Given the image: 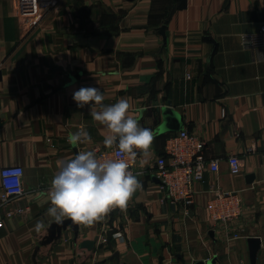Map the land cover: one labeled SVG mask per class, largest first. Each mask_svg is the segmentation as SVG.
I'll return each instance as SVG.
<instances>
[{"label": "crops", "instance_id": "1", "mask_svg": "<svg viewBox=\"0 0 264 264\" xmlns=\"http://www.w3.org/2000/svg\"><path fill=\"white\" fill-rule=\"evenodd\" d=\"M17 11L16 0H0V173L24 168L25 193L11 208L26 212L7 219L0 210V264H253L250 238L261 240L255 264H264V48L242 44L264 26V0H60L26 36ZM81 87H98L103 105L126 98L154 140L147 157L137 155L142 187L126 210L53 232L47 191L57 161L107 148L109 132L90 114L100 106L72 98ZM80 126L91 141L73 147L68 136ZM183 130L220 165L196 185L190 208L164 201L155 174ZM2 189L0 174V197ZM217 189L243 200L226 233L210 217ZM86 241L95 247L82 248Z\"/></svg>", "mask_w": 264, "mask_h": 264}, {"label": "clouds", "instance_id": "2", "mask_svg": "<svg viewBox=\"0 0 264 264\" xmlns=\"http://www.w3.org/2000/svg\"><path fill=\"white\" fill-rule=\"evenodd\" d=\"M77 107L99 105L91 111L94 121L109 132L104 138L107 148H115L127 159H100L94 151L78 152L70 160L57 161L58 171L47 191L50 207L47 215L57 224L71 219L77 224L91 226L102 221L114 209L126 210L132 197L142 187L138 174L130 170L129 161L138 154L149 155L154 135L151 129L141 127L138 118L129 115L130 104L126 98L115 104L103 105L104 95L98 87H81L72 94ZM86 131L68 136L73 147L90 142ZM44 227L38 221L36 231Z\"/></svg>", "mask_w": 264, "mask_h": 264}, {"label": "built area", "instance_id": "3", "mask_svg": "<svg viewBox=\"0 0 264 264\" xmlns=\"http://www.w3.org/2000/svg\"><path fill=\"white\" fill-rule=\"evenodd\" d=\"M17 17L22 29V36L28 35L43 22L45 16L57 7L60 0H16ZM245 48L261 52L264 48V26L258 34L242 36ZM188 77H190L188 75ZM83 128L80 126L77 131ZM47 142L51 144V139ZM100 159H127L115 148H99L93 150ZM169 157H168V156ZM264 163V152L261 156ZM155 174L161 182L164 192V201L172 204L182 203L190 208L195 203L197 194L196 185L203 182L207 170L218 173L220 165L218 160H207L205 156V142L192 136L187 130L181 131L177 136L169 139L166 145V155L158 156L155 161ZM130 170L134 174H141L137 170V158L129 161ZM230 173L239 175L242 164L237 156L229 159ZM24 168L21 166H7L1 169L2 193L0 197V210L6 209L5 217L12 219L23 215L26 209L21 206L11 208L15 199L24 195L23 185ZM209 202L210 217L216 224L214 230L226 233L229 226L237 222L242 216L243 200L238 192L223 193L219 189L211 191ZM5 224V218L0 216V227ZM221 225L222 227H218ZM240 235L233 233L228 240L238 239Z\"/></svg>", "mask_w": 264, "mask_h": 264}, {"label": "water", "instance_id": "4", "mask_svg": "<svg viewBox=\"0 0 264 264\" xmlns=\"http://www.w3.org/2000/svg\"><path fill=\"white\" fill-rule=\"evenodd\" d=\"M251 178H254V176H251ZM68 224L71 225L75 230L77 229V226H76L77 223L73 222L72 220H68V221L63 222L61 224L55 223L52 226V231L54 232L57 229L60 230L61 228L68 226ZM112 234H113L112 231L108 233L109 239H110ZM248 242H249V247H250V259H251V262L253 264H255L258 252H259L260 247H261V240L259 238H250ZM95 244H96L95 241H86L81 245V247L92 250L95 247Z\"/></svg>", "mask_w": 264, "mask_h": 264}]
</instances>
